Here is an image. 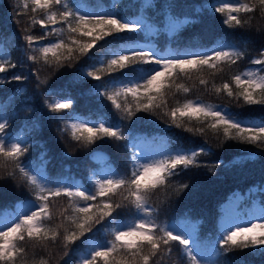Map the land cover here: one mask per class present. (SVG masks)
<instances>
[{"label": "trees", "instance_id": "16d2710c", "mask_svg": "<svg viewBox=\"0 0 264 264\" xmlns=\"http://www.w3.org/2000/svg\"><path fill=\"white\" fill-rule=\"evenodd\" d=\"M234 193L264 203V0H0V264H264Z\"/></svg>", "mask_w": 264, "mask_h": 264}, {"label": "rangeland", "instance_id": "374dc122", "mask_svg": "<svg viewBox=\"0 0 264 264\" xmlns=\"http://www.w3.org/2000/svg\"><path fill=\"white\" fill-rule=\"evenodd\" d=\"M78 12H83L82 6L77 8ZM172 26V24H170ZM150 32H153L151 30ZM249 78H255L257 75L255 71L247 73ZM231 121V120H230ZM136 157L134 166L144 175L150 178L157 175L163 168L162 149L156 144H142L139 140L135 145ZM106 156L100 154H93L94 160L105 158ZM103 177L110 175L108 168L101 171ZM39 181L45 180V175L40 172L37 176ZM254 191V189H252ZM38 209L37 204L29 203L25 208L19 206L17 210L21 211L24 218L32 216ZM4 222L0 228L7 224H11V218H4ZM145 215L141 214L139 222L136 224L127 223L120 227L119 233L115 236L117 240L129 242L136 239L139 233V226L144 225ZM220 230L224 234H230L231 237H256L264 232V203H260L257 199H252L250 204H245L243 198L238 194L233 195L227 202L222 205V215L219 223ZM193 227L188 228V232H192ZM168 232L176 237L179 236V231L176 226L170 225ZM192 237V235H189Z\"/></svg>", "mask_w": 264, "mask_h": 264}]
</instances>
